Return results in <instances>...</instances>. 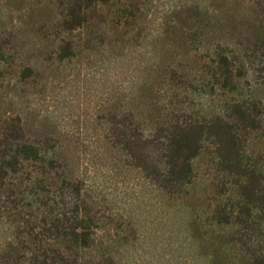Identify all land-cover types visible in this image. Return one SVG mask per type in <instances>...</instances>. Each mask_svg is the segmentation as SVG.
<instances>
[{"label": "rangeland", "instance_id": "obj_1", "mask_svg": "<svg viewBox=\"0 0 264 264\" xmlns=\"http://www.w3.org/2000/svg\"><path fill=\"white\" fill-rule=\"evenodd\" d=\"M0 264H264V0H0Z\"/></svg>", "mask_w": 264, "mask_h": 264}, {"label": "trees", "instance_id": "obj_2", "mask_svg": "<svg viewBox=\"0 0 264 264\" xmlns=\"http://www.w3.org/2000/svg\"><path fill=\"white\" fill-rule=\"evenodd\" d=\"M197 130L182 129L178 134L172 133L166 138L169 149L166 156L167 184H188L193 178L190 161L199 150L201 141L200 130Z\"/></svg>", "mask_w": 264, "mask_h": 264}]
</instances>
